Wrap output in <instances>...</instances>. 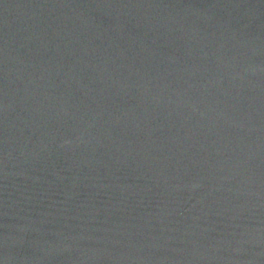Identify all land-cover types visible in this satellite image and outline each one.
<instances>
[{
	"label": "water",
	"instance_id": "obj_1",
	"mask_svg": "<svg viewBox=\"0 0 264 264\" xmlns=\"http://www.w3.org/2000/svg\"><path fill=\"white\" fill-rule=\"evenodd\" d=\"M0 264H264V0H0Z\"/></svg>",
	"mask_w": 264,
	"mask_h": 264
}]
</instances>
